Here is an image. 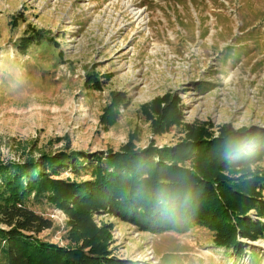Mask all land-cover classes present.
<instances>
[{
	"label": "rangeland",
	"instance_id": "374dc122",
	"mask_svg": "<svg viewBox=\"0 0 264 264\" xmlns=\"http://www.w3.org/2000/svg\"><path fill=\"white\" fill-rule=\"evenodd\" d=\"M32 26L43 42L18 48ZM91 74L99 87L85 82ZM113 92L126 104L104 124ZM167 95L179 101L181 124L212 136L227 124L264 128V0H0V163L116 151L131 133L137 147L174 146L185 132L153 133L141 113ZM58 177L91 178L69 167ZM30 206L53 221L37 237L65 246V213ZM249 216L264 224L254 210ZM94 218L112 225L113 256L133 264H264V238H240L243 254L234 257L203 227L156 234L108 214Z\"/></svg>",
	"mask_w": 264,
	"mask_h": 264
},
{
	"label": "trees",
	"instance_id": "16d2710c",
	"mask_svg": "<svg viewBox=\"0 0 264 264\" xmlns=\"http://www.w3.org/2000/svg\"><path fill=\"white\" fill-rule=\"evenodd\" d=\"M43 37L32 26L17 47L26 50L27 44L43 42ZM85 82L100 84L97 74L88 75ZM126 99L121 92L111 94L104 124L113 122L112 116ZM176 100L167 95L141 107L153 133L172 126L185 132L184 140L174 146L159 148L151 141L137 147L139 136L131 133L116 151L92 156L61 151L22 163H0V262L133 264L113 256L112 225L98 226L95 213L156 234H185L203 227L216 248L231 251L234 257L243 254L241 239L264 238L262 221L249 216L252 210L264 216V169L258 166L264 159V128L234 129L227 124L212 136L202 125L181 124L182 109ZM68 167L73 173L87 171L91 178H59ZM42 203L67 216L65 246L37 237L53 226L52 219L30 206Z\"/></svg>",
	"mask_w": 264,
	"mask_h": 264
}]
</instances>
